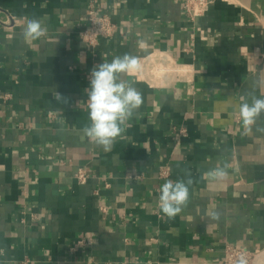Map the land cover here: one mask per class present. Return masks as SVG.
<instances>
[{
    "label": "crops",
    "instance_id": "1",
    "mask_svg": "<svg viewBox=\"0 0 264 264\" xmlns=\"http://www.w3.org/2000/svg\"><path fill=\"white\" fill-rule=\"evenodd\" d=\"M90 8L115 25L94 48ZM30 19L40 39L25 40ZM125 53L144 102L105 151L82 138L85 89ZM253 96L264 0H213L195 19L176 0H0V264H222L233 245L264 264V115L248 134L239 117ZM223 163L226 181L202 178ZM189 173L190 202L168 218L160 187Z\"/></svg>",
    "mask_w": 264,
    "mask_h": 264
},
{
    "label": "clouds",
    "instance_id": "2",
    "mask_svg": "<svg viewBox=\"0 0 264 264\" xmlns=\"http://www.w3.org/2000/svg\"><path fill=\"white\" fill-rule=\"evenodd\" d=\"M47 33V28L36 19L27 21L23 28L25 40H37ZM140 61L137 56L125 53L114 57L111 62L103 61L94 65L89 76L87 93V110L90 123L84 126L82 138L101 146L105 151L111 149L117 138L130 127V120L143 105L142 93L126 79L138 73ZM55 99L66 103L62 95L55 92ZM239 106L245 134L252 131L257 120L264 115V98L252 97L251 102L243 100ZM264 131V129H258ZM229 176L228 164L223 163L202 174L209 183L226 181ZM194 183L191 174L186 179L166 181L159 190L158 206L168 218L176 217L190 202V187ZM215 219L216 214L212 213ZM236 264H248L242 255Z\"/></svg>",
    "mask_w": 264,
    "mask_h": 264
},
{
    "label": "built area",
    "instance_id": "3",
    "mask_svg": "<svg viewBox=\"0 0 264 264\" xmlns=\"http://www.w3.org/2000/svg\"><path fill=\"white\" fill-rule=\"evenodd\" d=\"M182 4L183 10L191 18L195 19L203 15L208 4L213 0H176ZM115 25L106 15L99 14L94 8H90L86 14V26L80 33V39L90 48H94L101 39L113 36ZM77 180L84 181L85 175L78 172ZM244 256L248 264H253L259 257V251H249L244 247L227 246L223 253L222 264H236L240 256Z\"/></svg>",
    "mask_w": 264,
    "mask_h": 264
}]
</instances>
